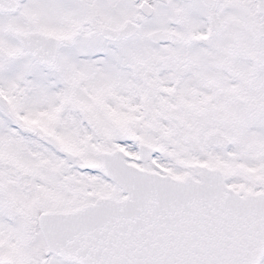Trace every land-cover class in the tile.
<instances>
[{"label": "snow or ice", "instance_id": "6c2138e0", "mask_svg": "<svg viewBox=\"0 0 264 264\" xmlns=\"http://www.w3.org/2000/svg\"><path fill=\"white\" fill-rule=\"evenodd\" d=\"M0 264H264V0H0Z\"/></svg>", "mask_w": 264, "mask_h": 264}]
</instances>
